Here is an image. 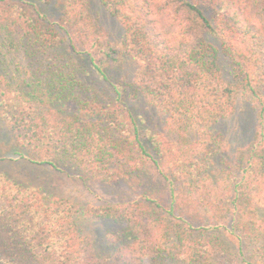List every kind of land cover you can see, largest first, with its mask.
Here are the masks:
<instances>
[{
  "label": "trees",
  "instance_id": "trees-1",
  "mask_svg": "<svg viewBox=\"0 0 264 264\" xmlns=\"http://www.w3.org/2000/svg\"><path fill=\"white\" fill-rule=\"evenodd\" d=\"M99 1L121 48L91 0H0V137L28 166L134 194L85 213L123 230L99 254L74 202L0 172V264H256L264 0ZM124 62L130 79L118 77ZM240 99L256 126L234 148L217 124ZM148 111L164 117L162 132Z\"/></svg>",
  "mask_w": 264,
  "mask_h": 264
},
{
  "label": "rangeland",
  "instance_id": "rangeland-1",
  "mask_svg": "<svg viewBox=\"0 0 264 264\" xmlns=\"http://www.w3.org/2000/svg\"><path fill=\"white\" fill-rule=\"evenodd\" d=\"M91 1L93 17L96 19L100 29L121 48L123 29L118 20L104 9L99 0ZM55 2L57 7H60L64 0H55ZM124 63L118 71V77L125 75L130 79L129 77L133 76V71L132 69L128 70L131 68L128 66V62ZM145 114L149 118L148 124L154 127L155 130L162 132L164 129V117L154 111H148ZM217 126L220 132L227 135L230 144L234 148L248 145L255 133L256 110L254 105L246 99H240L237 103L235 114L228 119L222 120ZM9 147L7 138L0 137V155H5L11 159L0 160V172L8 174L20 183L41 190L42 193H46L45 196L65 197L74 202L78 210L76 217L81 233L84 236H89L97 253L109 255V252H111L113 254L112 248L107 246V240L110 238L109 236H118L123 230V225L109 224L107 221L96 218L89 219L85 215L86 210L90 208L104 209L109 205L133 199L135 195L113 189L96 181L84 183L74 176L65 177L60 174L46 173L45 166L34 168L26 165L22 159H16V155L8 152L11 150ZM46 178L52 179V187L50 189H48L46 184L43 185L44 187L41 184V181ZM248 252H250V256L256 264H264V238L260 237V241L253 246L251 244Z\"/></svg>",
  "mask_w": 264,
  "mask_h": 264
}]
</instances>
